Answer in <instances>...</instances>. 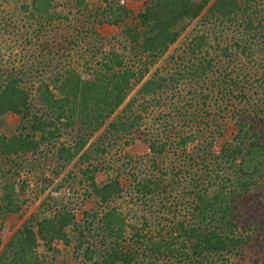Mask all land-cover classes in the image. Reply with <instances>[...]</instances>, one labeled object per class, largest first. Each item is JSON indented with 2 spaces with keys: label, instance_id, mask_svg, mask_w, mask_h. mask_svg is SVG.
Here are the masks:
<instances>
[{
  "label": "trees",
  "instance_id": "trees-1",
  "mask_svg": "<svg viewBox=\"0 0 264 264\" xmlns=\"http://www.w3.org/2000/svg\"><path fill=\"white\" fill-rule=\"evenodd\" d=\"M127 1L0 0V264H74L62 246L81 264H264L261 134L239 116L213 155L211 142L190 148L208 131L177 122L178 102L161 126L146 122L170 88L204 85L228 50L216 28L251 30L243 15L262 1L145 0L138 12ZM194 22L186 57L172 56L178 74L153 73ZM146 133L151 156L114 154ZM52 167L67 171L74 206L96 198L82 221L64 204L33 206L43 191L23 177Z\"/></svg>",
  "mask_w": 264,
  "mask_h": 264
},
{
  "label": "rangeland",
  "instance_id": "rangeland-1",
  "mask_svg": "<svg viewBox=\"0 0 264 264\" xmlns=\"http://www.w3.org/2000/svg\"><path fill=\"white\" fill-rule=\"evenodd\" d=\"M144 1L129 0L127 4L131 9L138 12L144 5ZM244 1H246V5L249 7L262 1V6L257 8V12L251 7V10L248 9L246 15L244 14L243 18L241 17L247 22L249 18L251 20L254 19L255 25L252 29L258 27L259 23L260 32L252 31V29L250 30L246 27L235 28L231 26L224 29L216 28V34L220 36V41L223 42L222 46L228 48L227 53L225 51L223 53L218 51L216 54L218 56L216 60L222 61L219 65L215 61L217 64L215 66H220L217 71L211 74L209 79H206V82L202 80L204 83V85H201L203 86L202 88L195 83L191 89V93L189 89L182 92H171L170 88L167 93L169 97L165 95V99L161 101L166 104L162 106L161 102H154L152 106L154 108L152 110L153 114L146 121L154 122L156 127H159L162 122H165L164 116H167V112H170V107L178 102V107L181 108L182 104V114L177 122H196L194 126L195 124L196 126L201 124L205 131H208L204 137H198V141L193 143L190 148L199 147L201 142H205V145L211 142L212 145L208 146H210V151H212L213 155H218L224 144L230 142L235 137L234 134L237 130L236 122H241V118H244V121L250 122L256 128V131L261 134L264 142V0ZM258 10L261 11L258 12ZM199 26L197 22H194L191 26L194 31L189 29L179 42L171 47L165 57L161 61H158L152 72L154 73L156 70H159L158 73H162L165 77H168V74L171 72H173V75L178 74V71L174 72V68L178 69L179 66L175 67L174 63L170 64L172 59L174 60L172 56H185L187 46H189L190 39H192V34L197 33L195 31L198 30ZM213 41L218 42L214 38L212 40L214 44ZM229 61L231 62L230 64L228 63ZM174 95L175 97H173ZM159 104L162 107H157ZM186 113L189 114L186 115ZM7 122L11 123V119ZM151 136H155L152 141L156 140L157 143L163 142L166 139L172 140L167 137L168 134L160 136L159 139L156 137V132ZM151 136L146 133L142 136L139 135V137L126 138L119 143L117 148H114L113 152L120 161L151 156V151L146 143L147 139L152 138ZM212 146H214L213 149ZM169 157H174L172 151L169 153ZM54 170L53 167L47 168L44 176H39L41 179H36L32 175H24L23 178L29 181L31 190L38 188V191H43L40 198L33 203V206L38 207L44 199L47 201L46 207L49 204L53 209L56 206L59 207L64 204L76 209L77 218L82 221L85 212L96 204V198H91V200H88L81 207L74 206L75 200L71 196L72 193L65 186L61 187L60 185L63 182L62 179H66L67 171L60 176H56ZM99 179L103 181L106 179V175H100ZM40 181L44 183L41 184ZM122 182L123 186L129 185V182L124 180ZM131 199L135 200L136 198L131 197L125 200L126 202H130L129 200ZM126 202H124V208L127 210L130 206ZM14 221H17L16 217H14ZM61 249L68 262L81 264L80 261H76L70 248L62 246Z\"/></svg>",
  "mask_w": 264,
  "mask_h": 264
}]
</instances>
